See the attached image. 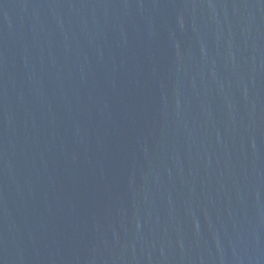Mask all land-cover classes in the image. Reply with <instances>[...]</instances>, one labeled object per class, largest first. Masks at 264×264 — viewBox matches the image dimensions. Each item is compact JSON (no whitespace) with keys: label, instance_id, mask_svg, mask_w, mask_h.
Returning <instances> with one entry per match:
<instances>
[{"label":"water","instance_id":"water-1","mask_svg":"<svg viewBox=\"0 0 264 264\" xmlns=\"http://www.w3.org/2000/svg\"><path fill=\"white\" fill-rule=\"evenodd\" d=\"M0 264H264V0H0Z\"/></svg>","mask_w":264,"mask_h":264}]
</instances>
